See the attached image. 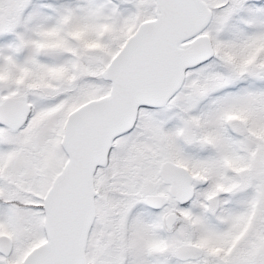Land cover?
I'll list each match as a JSON object with an SVG mask.
<instances>
[{
  "label": "rangeland",
  "instance_id": "rangeland-1",
  "mask_svg": "<svg viewBox=\"0 0 264 264\" xmlns=\"http://www.w3.org/2000/svg\"><path fill=\"white\" fill-rule=\"evenodd\" d=\"M60 1L0 0L2 67L13 73V61L24 53V34L20 36L18 30L25 29L30 34L38 33L40 29L46 31L51 19L46 16L51 13L50 4ZM202 1L210 9L212 0ZM257 1L260 2L216 0L223 4L220 19L203 34L208 36L213 32L218 35L232 14L240 12L244 5L264 3V0ZM75 2L82 11L85 0ZM120 9L127 13V20L122 25L120 21L124 15ZM104 12L107 13L104 16L113 21L110 33L104 37L110 50L98 48L94 53L90 52L84 64L81 59L70 81L60 80L53 88L20 86L17 90L10 77L5 82L0 81V102L9 98L26 101L31 106L23 130L11 133L0 129V155H3L0 158L3 168L0 236L12 239L14 252L7 259L17 257L19 264L27 253L45 242L42 199L66 161L59 142L67 116L74 107L76 110V107L108 94L109 83L102 81L100 74L134 34L133 29L131 34L129 30L125 32L124 27L132 17L136 26L152 20L155 4L153 0H111L106 1ZM56 15L55 20L59 21L60 15ZM74 20L79 23L75 14ZM126 33L130 34L123 42ZM261 33L264 34V30ZM15 35L17 45L11 46L6 39ZM256 57L238 67L233 62L235 58L210 60L185 73L182 87L166 107L138 111L133 130L114 141L107 168L95 175V220L86 245V264H205L204 261H176L175 250L190 245L200 247L208 257L214 254L205 249L218 245L225 230L214 234L209 245L205 236L202 240L193 235L189 218H186L187 209H178V221L167 229L162 221L170 207L155 215L143 204L141 185L156 180L159 164L174 160L173 152L178 155L176 163L181 159L190 165L193 158L192 167L202 184L210 175L217 177L223 168H238L239 179L231 193V203L241 209V215L250 211L256 222L250 232L258 230L264 242V62L258 60L264 61V57L259 53ZM31 58L32 71L36 74L44 72L38 67L40 61H57L62 66L67 55L56 47L45 48L37 57ZM4 60L6 65L2 64ZM43 69H47L46 66ZM223 120H228L227 126ZM153 193H159V190L156 188ZM199 195H208L210 215L216 219L230 216L231 210L222 205V197L212 192L211 187L199 189ZM216 240L219 242L215 243ZM242 249L232 252L234 254H229L223 261L213 256L214 264H242ZM0 264H5L1 256Z\"/></svg>",
  "mask_w": 264,
  "mask_h": 264
},
{
  "label": "water",
  "instance_id": "water-1",
  "mask_svg": "<svg viewBox=\"0 0 264 264\" xmlns=\"http://www.w3.org/2000/svg\"><path fill=\"white\" fill-rule=\"evenodd\" d=\"M155 15L140 23L121 50L101 72L109 83L106 96L91 100L65 121L60 147L66 161L52 180L42 202L45 242L30 251L21 264H86L85 250L95 220L94 174L105 168L112 143L135 125L140 109H160L180 90L185 73L214 56L210 38L203 34L212 12L202 0H153ZM26 101L0 102V125L18 131L27 122ZM158 177L168 186L167 197L152 194L153 183L141 188L144 204L158 211L169 199L183 206L193 196L192 178L181 166L165 162ZM175 213L165 227L176 223ZM12 251L9 237L0 236V255ZM194 246L175 250L181 263L201 258Z\"/></svg>",
  "mask_w": 264,
  "mask_h": 264
},
{
  "label": "trees",
  "instance_id": "trees-1",
  "mask_svg": "<svg viewBox=\"0 0 264 264\" xmlns=\"http://www.w3.org/2000/svg\"><path fill=\"white\" fill-rule=\"evenodd\" d=\"M106 1L109 2L111 0H85L86 3L84 2V4L86 5L83 6L82 11L78 10V4L75 0H61L58 4H50L52 10L51 13H46V16L54 20L49 19V26L46 31L40 29L37 31L38 33L33 32V34H30L28 30L22 29V32L18 30L20 36L22 33L24 34H22L24 53L22 56H16L18 59H13V73H10L8 68L0 65V81L5 82L10 77L11 80L15 81L14 89L16 90L20 86H27L30 89H40L41 87L53 88L60 80L70 81L71 75L75 73V69L79 66L81 59L83 60L82 64H84L85 58H87L90 52L94 53L98 48L110 50L104 37L110 33L113 21L108 16H104V13H106L104 12ZM210 3L212 23H210L208 30L213 28L216 21L220 19L223 7L216 0H212ZM225 6L227 7V4ZM112 10L107 11L112 12ZM120 12L124 15L123 20L120 21L122 25L127 20V13H124L123 9H120ZM56 13L60 15L59 21L55 20V17H57ZM74 14L77 16L79 23L74 20ZM134 20L132 17L128 21L127 26L124 27L125 32L127 30L131 32L132 29L133 33L136 31L138 27L136 25L138 24L134 23ZM255 30L258 31L255 32ZM262 30H264V3H249L244 5L240 12L232 14L226 27L218 35L209 32L208 36L214 48V57L211 60L214 61L217 57H227L232 60L235 58L233 62L238 67L244 62L248 63L255 58L257 59V53H259L260 57H264V34L261 33ZM128 34L130 33L125 34L123 42L126 41ZM16 38L17 36L15 35L13 38L7 37L6 40L9 45L16 46ZM56 47L65 51L67 55L66 62L64 61V64L61 66L57 61H40L38 67H40V70H44V72L34 74L31 66V57H37L38 52L45 48L55 49ZM120 49L117 50V53ZM12 53L14 54V51ZM6 59L9 62V58ZM258 60L259 62H264L261 61L262 59ZM6 63L4 60L2 64L6 65ZM45 66L47 69H43ZM14 89L11 90V93H13ZM73 109L75 110V107ZM179 149L184 150L181 146H179ZM178 164L187 168L186 161L180 159L178 160ZM145 208L151 214H158L146 206ZM186 218H188V212ZM4 261L5 264H19L17 257L14 256L12 259H4Z\"/></svg>",
  "mask_w": 264,
  "mask_h": 264
},
{
  "label": "flooded vegetation",
  "instance_id": "flooded-vegetation-1",
  "mask_svg": "<svg viewBox=\"0 0 264 264\" xmlns=\"http://www.w3.org/2000/svg\"><path fill=\"white\" fill-rule=\"evenodd\" d=\"M233 1L239 2V1H243V0H233ZM246 1L260 2L257 0H246ZM224 5H226V4H224ZM29 117H30V115H29ZM29 117H28V119H29ZM227 122H228V120H223L224 126H227L226 125ZM25 125L21 129H19L18 131H12V130H10L6 127H3L1 125H0V129L1 128L5 129L6 131H9L11 133H18L19 131L24 129ZM133 128H132V130H133ZM130 132H128L127 134H125L119 138H122V137L128 135ZM119 138H117L116 140H118ZM228 138L230 139V137H228ZM113 143H112V145H113ZM5 154H4V158L6 156ZM172 155L174 157V160L161 162L157 168L156 180L154 182H151V183H153L152 194H154V195L167 197L168 186L163 184L161 179L157 175V172H158L160 165L165 163V162H169V163H172L174 165L181 166V165H178V163H176V161H177L176 159L178 157L177 153L173 152ZM108 156H109V154H108ZM2 157H3V155H0V158H2ZM108 161H109V159H108ZM191 162L192 163H190V165H187V168L181 166L187 170V172L189 173V175L192 178L191 187L193 190V196H192L191 200L188 202V204L180 206L176 202H174L173 200L169 199L168 204L164 208H162L161 210L155 211V212L159 213L162 210H165V209L170 207V210L166 211L165 217L169 213H175L177 216L176 221H178V215L176 213L177 210L180 208L187 209L188 218H189L188 220H189V224L192 228L193 235L197 236L198 238L200 237L199 239H202V240L205 237L208 238L207 241H208L209 245H210L209 240H211L212 236L214 237V234H217L221 230H225V232H224L225 234H224L223 240H221V242L218 245H214L213 247H209V248L205 249L207 251V253L208 252H214V254H210L211 257L210 256L208 257V254L205 255L204 251L200 247L195 246V245H190V246L200 248L203 251V255L201 258H199L197 260H194V261L189 260V261L183 262V263H197V262L204 261L205 264L206 263L207 264H212V263L214 264V263H216V259L213 256H218L220 258V261H223V260L227 259V256L229 254H234L232 252L237 251V249L243 248L241 250V254H243V256H241L242 257V261H241L242 264H248V263L249 264H264V242L262 241L258 230L255 232H250V230L253 229V224L256 223L255 221H253L254 217L250 214V211L245 216L241 215L242 214L240 212L241 209L238 207L236 209L235 205H232L233 203H231V201H232L231 193L234 192V190L236 188L235 183L239 179V177H238L239 169L235 168V167L233 168V170H230L229 168H223V169H221V173L218 174L217 177L214 175H210V178H207V180L205 179L204 183L202 184V180L198 177V173H196L192 167L193 158H191ZM108 163L109 162H107V165L105 168L96 170V172L94 174V188H95V183H96L95 175H96L97 171H102V170L106 169L108 166ZM2 171H3V168L0 165V187L2 184L1 183L2 182V180H1L2 179V173H3ZM232 171L234 173H232ZM200 180H201V183H200ZM51 182H50L48 188L50 187ZM146 183H150V182H146ZM146 183H144V184H146ZM144 184L141 185V188ZM205 186L211 187L212 192L215 191V193H217L218 195L220 194V197H222V201H221L222 205L226 206V208H229L231 210V214L229 217H217V219H216V217H213L212 215H210L208 213L209 209H211V204L209 202L208 195L207 196L199 195V189H202V188L204 189ZM48 188L46 189V191L48 190ZM156 188L159 190V193H153L156 190ZM140 191H141V189H140ZM44 196H45V194H44ZM44 196H43V198H44ZM142 197H143L142 200H143V204H144L145 196L142 194ZM0 201H1V198H0ZM42 202H43V199H42ZM94 203H95V201H94ZM10 204H12V203H10ZM144 206H146V205L144 204ZM199 213H201V215H199ZM165 217H164V221H165ZM164 221H162V222H164ZM263 222H264V219L262 220V223ZM164 226H165V224H164ZM42 229H43V222H42ZM43 233H44V231H43ZM244 233H246L245 237H243ZM202 236L203 237L205 236V237L201 238ZM11 241H12V239H11ZM218 242L219 241L216 240L215 243H218ZM13 252H14V244L12 241V251H11L9 257L13 255ZM1 257L4 259L9 258V257L5 258L3 256H1ZM217 264H218V262H217Z\"/></svg>",
  "mask_w": 264,
  "mask_h": 264
}]
</instances>
